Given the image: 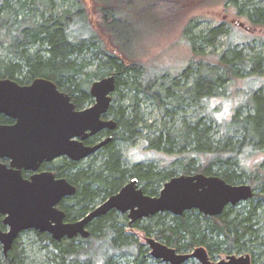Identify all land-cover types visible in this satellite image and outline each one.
<instances>
[{
  "label": "trees",
  "instance_id": "trees-1",
  "mask_svg": "<svg viewBox=\"0 0 264 264\" xmlns=\"http://www.w3.org/2000/svg\"><path fill=\"white\" fill-rule=\"evenodd\" d=\"M241 1L226 0L238 9L240 16L246 11L249 23L264 26V6H258L253 0L239 4ZM135 4L115 0L101 10L102 28L112 34L114 45L123 54H131L141 35L146 36L150 31L149 26L159 24L155 11L138 12ZM145 4L152 6L149 2ZM218 32L225 34L219 30H214L213 34ZM211 36L209 33L203 39L210 42ZM193 47L196 50L194 43ZM128 61L130 65L107 50L92 28L82 0H0V79H10L20 85L30 84L37 78L51 80L71 96L77 108H82L93 99L90 95L93 79L116 76L117 90L109 110V116L116 122V128L109 135L112 141L87 165L65 158L52 165L58 176L68 179L77 188L75 195L60 204L66 220L84 217L99 199L105 201L116 194L130 178H137L144 192L155 196L177 173L220 176L232 185H251L253 198L246 201L245 209H236L239 203L228 206L215 217L192 210L180 217L157 214L134 224L127 219L118 223L117 212L111 210L91 222L89 239L78 237L57 242L47 233L35 232L36 235L50 241L57 252L56 264H98L101 258L103 264H120L115 256L121 248L125 250L123 254L128 252L131 257H125L128 264H151L150 250L127 235L126 227L142 231L148 237L155 234L178 253L205 247L214 259L220 254L248 252L252 264H264V160L253 177L236 171L245 158L264 153V90L260 88L246 115L239 108L221 124V137L217 141L213 138L212 126L205 120L211 117L209 113L199 115L196 109L198 119L194 123L184 121L181 128L175 124L178 110L183 111L191 104L196 106L199 98L217 93L225 83L242 79L245 74L251 79L261 77L264 56L245 57L241 51H232L220 56L222 72L220 68L213 71L202 63L198 75L191 76L187 68L180 78L172 79L156 75V71L147 70L130 58ZM190 80H193L191 84ZM126 88L128 93L123 90ZM147 97L152 98L151 102H155L162 116L163 124L159 128L156 123H149L147 114L142 111ZM0 122L6 120L0 118ZM145 129L157 134L148 139V149L181 156L183 161L174 164L173 169H159L153 163L128 167L122 147L135 144ZM200 160L205 162L197 165ZM94 240L98 241L94 248L84 249L76 244L77 241L92 244ZM0 264H27L18 239L6 256L0 246Z\"/></svg>",
  "mask_w": 264,
  "mask_h": 264
},
{
  "label": "water",
  "instance_id": "water-1",
  "mask_svg": "<svg viewBox=\"0 0 264 264\" xmlns=\"http://www.w3.org/2000/svg\"><path fill=\"white\" fill-rule=\"evenodd\" d=\"M116 90L114 74L95 81L90 90L94 104L77 110L70 95L51 80L37 78L29 85H20L0 79V114L16 121L12 126H0V159L10 160V167L0 162V214L10 228L8 232L0 229L5 256L19 234L27 230L48 233L57 242L79 236L88 239L91 233L87 226L113 209L130 212L133 222L160 213L180 217L192 210L215 217L228 206L253 198L251 185H232L220 176H176L164 184L157 197L145 194L137 179L80 220L65 222L66 213L58 205L75 195L76 187L66 179L56 180L51 173L24 180L21 170L34 171L42 162L60 157L78 162L100 150L107 141L94 147L85 146L83 141L104 129L116 128L114 120L103 118ZM146 243L151 257L167 264H185L193 259L200 264H252L249 254L214 262L205 247L178 253L155 238H147Z\"/></svg>",
  "mask_w": 264,
  "mask_h": 264
},
{
  "label": "rangeland",
  "instance_id": "rangeland-1",
  "mask_svg": "<svg viewBox=\"0 0 264 264\" xmlns=\"http://www.w3.org/2000/svg\"><path fill=\"white\" fill-rule=\"evenodd\" d=\"M113 1L115 0H82V4L88 11L92 28H95V31L102 38L107 50L121 56L127 65H130L128 63V58H130L133 62L143 64L147 70L156 71V75H166V77L172 79L174 76L180 78L187 68H190L191 76L198 75L199 71L201 72L202 63L208 64L213 71H218V68H220L219 72H222L223 67L220 66V56L224 53L229 54L232 51H241L245 57H250V55L254 54L264 56V26H255L249 23L245 16L247 12L244 11V15L240 16L238 9L227 3L226 0H157L156 2L155 0H127V3H132L133 5L135 2L137 3L135 5L138 12H143L142 10L155 11L159 24L156 27H153V25L149 26L150 31H148L146 36L141 35L131 54H123L114 45L112 34L105 31L101 23V10L109 2ZM245 1L242 0L239 4H243ZM148 2L152 6L145 4ZM152 2L155 3L153 4ZM253 2L258 6H264V0H253ZM214 30L223 31L225 34L220 35L219 32V34H213ZM209 33L212 36L210 42H207L203 37L209 35ZM193 43L196 50H194ZM249 76V74H245L242 79H234L229 83H225L217 93L199 98L196 106L191 104L185 107L183 111L178 110L175 114L177 127L181 128L184 121L194 123L198 119L197 114H195L196 109H198L200 111L199 115L211 114L212 118L209 116L205 120L213 128V138L216 141L219 140L221 137V124L227 122L239 108H241L242 114L246 115L251 111L250 103H255V95L260 88L264 90V73L261 77L252 76L253 79ZM255 78H258V80L255 81ZM93 80V82L97 81ZM192 81L190 80L189 84ZM123 90L128 93L127 88ZM151 101V97L146 98V102L141 106L142 111L147 114L148 122L156 123V127L159 128L163 124L162 116L155 102ZM125 103L127 104L128 100ZM90 105L92 104L89 103L84 107ZM155 135L157 134L145 129L135 144L131 146L123 145L122 150L124 156H126L125 162L128 167L136 164L147 165L153 163L159 169H173L174 164H180L183 161L181 156L148 149V139L153 138ZM93 159L94 156L80 162V164L87 165ZM263 160L264 153L245 158L241 165L238 164L236 171L238 174L244 172L247 176L253 177L254 173L257 172L259 163ZM203 162L205 161L200 160L197 165L203 164ZM197 165L194 167H197ZM191 173L193 174L194 172ZM180 175L181 173H177V176ZM103 202V200L99 199L93 209L100 206ZM245 203L239 204L236 209H245ZM126 219L130 221L127 214H119L116 221L121 224ZM146 224L147 222L144 223V225ZM125 232L129 236L135 237L136 240L138 239L141 244L149 249L146 243L148 236L142 231L126 227ZM150 237L158 240L155 234ZM18 241L20 242V247L24 249L27 264H56V250L49 240L41 239L36 235L35 231L22 233L18 237ZM76 244L81 245L80 247L84 249L89 246L94 248L98 245V241L94 240L92 244L77 241ZM0 246L1 253H3L2 245L0 244ZM124 251V248H121V251L115 256L116 261L120 264H128L125 257L129 258L130 256L127 255L128 252L123 254L122 252ZM246 254L249 253L238 254L233 252L220 254L211 260L219 262L226 260L229 256L239 257ZM103 262L104 260L101 258L98 264H103ZM150 263L167 264L155 259H152ZM188 264L200 263L197 260H193L189 261Z\"/></svg>",
  "mask_w": 264,
  "mask_h": 264
},
{
  "label": "flooded vegetation",
  "instance_id": "flooded-vegetation-1",
  "mask_svg": "<svg viewBox=\"0 0 264 264\" xmlns=\"http://www.w3.org/2000/svg\"><path fill=\"white\" fill-rule=\"evenodd\" d=\"M32 83V82H31ZM30 83V84H31ZM27 85H29V84H27ZM60 90V89H59ZM61 91V90H60ZM61 92H63V91H61ZM65 93V92H64ZM65 94H67V93H65ZM115 95V94H114ZM114 95H113V102H114ZM71 97V96H70ZM71 101H72V98H71ZM73 102V101H72ZM113 102H112V104H113ZM74 103V102H73ZM91 104H94V100L92 99V101L90 102ZM75 104V103H74ZM89 104V103H88ZM88 104H86V105H88ZM86 105H84V106H86ZM83 106V107H84ZM83 107L82 108H77V106H76V109L77 110H81V109H83ZM85 108V107H84ZM0 118L1 119H5L6 120V122H0V126H12V125H14L15 123H16V121L15 120H13V119H11V118H8V117H6L5 115H3V114H0ZM104 118V120H113V118H111L110 116H109V112H108V114L106 115V116H104L103 117ZM112 130H110V129H104V130H102L101 132H99V133H97V134H95V135H92V136H89L87 139H85L83 142H84V145L85 146H89V147H94V146H96V145H98V144H100V143H102V142H105V141H107V143L105 144V145H107L109 142H111L112 141V136H109L110 135V132H111ZM111 138V140H109L108 141V139H110ZM79 140V139H78ZM81 140V139H80ZM104 145V146H105ZM101 150V149H100ZM100 150H98L95 154H93V155H91V156H89V157H87V158H85V159H83V160H81V161H78L77 163H80V162H82V161H84V160H86V159H88V158H91V157H93V156H95ZM123 156H124V154H123ZM125 157L126 156H124V160H125ZM68 159L67 157H60V158H57V159H55V160H53V161H51V162H47V161H44V162H42L41 164H40V166H39V168L37 169V170H26V169H22L21 170V175H22V178L24 179V180H29V181H32V178L34 177V176H37V175H41V174H45V173H51V174H53L54 175V178L56 179V180H59V179H66V178H64V177H60V176H58L57 175V173L56 172H54V170H53V164L55 163V162H57V161H59V160H61V159ZM68 160H70V159H68ZM70 161H72V160H70ZM0 162L2 163V164H6L8 167H10V160L9 159H0ZM72 162H75V161H72ZM137 165V164H136ZM135 166V165H134ZM130 167V166H129ZM131 167H133V166H131ZM130 167V168H131ZM66 180H68V179H66ZM133 180H137V178H130V179H128V181L120 188V190L116 193V194H118L121 190H122V188H124L126 185H128L130 182H132ZM69 181V180H68ZM139 181V180H138ZM169 181V180H168ZM70 182V181H69ZM167 182V181H166ZM165 182V183H166ZM71 183V182H70ZM164 183V184H165ZM72 184V183H71ZM164 184H163V186H164ZM73 185V184H72ZM139 186L143 189V187H142V185H140V182H139ZM163 186H162V188H163ZM162 188L160 189V191L162 190ZM77 189V188H76ZM144 190V189H143ZM160 191H159V193H160ZM159 193H158V195H155V196H152V197H157V196H159ZM116 194H113V195H111L110 197H112V196H114V195H116ZM146 194V193H145ZM148 195V194H147ZM150 196V195H149ZM110 197H108L104 202H106ZM66 199V198H65ZM64 199V200H65ZM63 200V201H64ZM103 202V203H104ZM102 203V204H103ZM61 204V203H60ZM60 204L58 205V207L61 209V207H60ZM62 210V209H61ZM94 210V209H93ZM92 210V211H93ZM64 211V210H63ZM92 211H90V212H92ZM113 211H115V212H117V214L119 215V214H122V215H128V217H129V214H130V212H127V213H125V214H123V213H121L120 211H118V210H116V209H113ZM65 212V211H64ZM89 212V213H90ZM88 214V213H87ZM86 214V215H87ZM160 214H164V213H160ZM85 215V216H86ZM154 217V216H153ZM0 218H1V223H0V229L3 231V232H8L9 231V227L8 226H6L5 224H4V219H5V216L4 215H1L0 214ZM83 218V217H82ZM81 219V218H80ZM129 219H130V224H134V223H136L137 221H140V220H136L135 222H133L132 221V219L129 217ZM147 219H149V218H147ZM144 220V219H143ZM77 221V220H76ZM65 222H75V221H67V220H65ZM91 224V223H90ZM90 224L87 226V229L89 230V226H90ZM27 231H34V230H27ZM90 231V230H89ZM24 232H26V231H23V232H21L20 234H19V236L22 234V233H24ZM35 232H38V231H35ZM91 233V232H90ZM48 234V233H47ZM50 235V234H49ZM18 236V237H19ZM51 236V235H50ZM91 236V235H90ZM18 237L16 238V239H18ZM80 237V236H79ZM76 238H78V237H76ZM76 238H74V239H76ZM82 238V237H81ZM90 238V237H89ZM88 238V239H89ZM149 238V237H148ZM151 238V237H150ZM65 239H67V238H65ZM84 239V238H83ZM158 241V240H157ZM163 243V242H162ZM165 244V243H164ZM166 245V244H165ZM2 248H3V246H2ZM175 249V248H174ZM150 250V249H149ZM4 253V252H3ZM191 253V252H190ZM194 260V259H193Z\"/></svg>",
  "mask_w": 264,
  "mask_h": 264
},
{
  "label": "bare ground",
  "instance_id": "bare-ground-1",
  "mask_svg": "<svg viewBox=\"0 0 264 264\" xmlns=\"http://www.w3.org/2000/svg\"><path fill=\"white\" fill-rule=\"evenodd\" d=\"M94 83V82H93ZM92 87V86H91ZM90 90H91V88H90ZM80 220V219H79ZM78 221V220H77ZM151 256V255H150Z\"/></svg>",
  "mask_w": 264,
  "mask_h": 264
}]
</instances>
